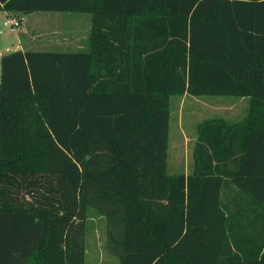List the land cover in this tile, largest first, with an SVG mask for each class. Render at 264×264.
I'll return each mask as SVG.
<instances>
[{"label": "trees", "instance_id": "trees-1", "mask_svg": "<svg viewBox=\"0 0 264 264\" xmlns=\"http://www.w3.org/2000/svg\"><path fill=\"white\" fill-rule=\"evenodd\" d=\"M92 14L89 50L1 58L0 264H85L90 210L121 264H264V0H0ZM21 19V18H20ZM249 99L168 175L170 100Z\"/></svg>", "mask_w": 264, "mask_h": 264}, {"label": "rangeland", "instance_id": "rangeland-1", "mask_svg": "<svg viewBox=\"0 0 264 264\" xmlns=\"http://www.w3.org/2000/svg\"><path fill=\"white\" fill-rule=\"evenodd\" d=\"M20 18L24 19L22 26L11 31L5 25L9 18L3 13L0 14V49L3 46L6 48L3 44L10 45L12 50L15 49L20 38L23 39L25 49L33 51L70 50L74 52L79 48L83 49L89 43L92 14L43 12L34 13L30 17L20 16ZM234 100L235 97L196 98L187 94L171 98L168 175L175 176L191 172L193 138L197 136L195 124L208 119H229L228 108L231 106L230 102ZM235 108L241 109L244 113V106L242 108V105L237 104ZM187 136H189V140ZM108 232L107 217L94 209L90 210L87 223L85 264L116 263L118 258L111 252L113 245L109 241ZM107 258L111 259L107 260Z\"/></svg>", "mask_w": 264, "mask_h": 264}, {"label": "crops", "instance_id": "crops-1", "mask_svg": "<svg viewBox=\"0 0 264 264\" xmlns=\"http://www.w3.org/2000/svg\"><path fill=\"white\" fill-rule=\"evenodd\" d=\"M4 14L6 17H8L9 18V14L7 13V12H5V11H0V14ZM31 15H33V14H31ZM31 15H28V17H30ZM23 21H24V19H23ZM21 26H22V24H21ZM21 35V34H20ZM23 38V37H22ZM22 40L23 39H18V44H16V48L15 49H11L10 48V45H8V44H3V45H5L6 46V48H4V46L0 49V85H1V58H2V56L3 55H5V54H8V53H11V52H15V51H20V50H23V51H25V50H27V49H25V47H24V44H23V42H22ZM89 43H87V45L82 49H78V50H75L74 52H80V51H88L89 50ZM74 47L76 46V45H73ZM31 51H33V50H31ZM38 52H42L43 50H37ZM48 51V50H47ZM50 51H52V50H50ZM53 52H73V51H70V50H67V51H58V50H55V51H53ZM231 104V106L228 108V110H229V113H228V117H229V119H226V118H223V119H226L228 122H230V123H236V122H240V121H242L246 116H247V114H248V108H249V99H247V98H235V100L234 101H231L230 102ZM237 104H240V105H242V108H243V106H244V113L241 111V109H237V108H235V106L237 105ZM239 119H241V120H239ZM209 120V119H208ZM206 121V120H205ZM202 123V122H201ZM194 124V123H193ZM193 124L191 125V127L193 126ZM200 124V122H197L196 124H195V127L196 126H198ZM194 127V128H195ZM187 139L189 140V136H187ZM192 140V139H191ZM193 141H194V144H193V153H192V159H193V167H192V170H191V172L189 173H187V174H184V175H186V176H188V175H190L191 173H192V171H193V169H194V148H195V145H196V141H197V136L195 137V138H193ZM186 142H190V141H186ZM188 144V143H187ZM171 176V175H170ZM86 254H87V248H86ZM113 254V253H112ZM114 255V254H113ZM115 256V255H114ZM117 257V256H116ZM118 258V260L116 261V263L115 264H121V261H120V259H119V257H117ZM111 259V258H110ZM109 258H107V260H110Z\"/></svg>", "mask_w": 264, "mask_h": 264}, {"label": "built area", "instance_id": "built-area-1", "mask_svg": "<svg viewBox=\"0 0 264 264\" xmlns=\"http://www.w3.org/2000/svg\"><path fill=\"white\" fill-rule=\"evenodd\" d=\"M23 22V19L17 17H9V19L5 22V25L11 29V31H15L16 28L20 27Z\"/></svg>", "mask_w": 264, "mask_h": 264}]
</instances>
